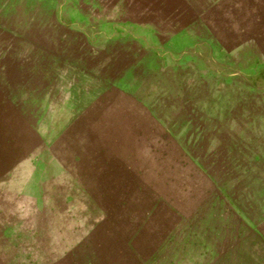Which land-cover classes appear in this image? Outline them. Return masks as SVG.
I'll return each instance as SVG.
<instances>
[{
  "label": "rangeland",
  "instance_id": "1",
  "mask_svg": "<svg viewBox=\"0 0 264 264\" xmlns=\"http://www.w3.org/2000/svg\"><path fill=\"white\" fill-rule=\"evenodd\" d=\"M0 264H264V0H0Z\"/></svg>",
  "mask_w": 264,
  "mask_h": 264
}]
</instances>
